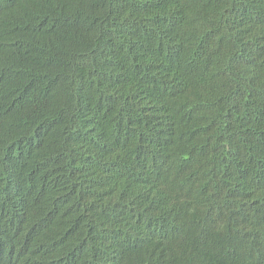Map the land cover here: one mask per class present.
Instances as JSON below:
<instances>
[{
	"label": "trees",
	"instance_id": "trees-1",
	"mask_svg": "<svg viewBox=\"0 0 264 264\" xmlns=\"http://www.w3.org/2000/svg\"><path fill=\"white\" fill-rule=\"evenodd\" d=\"M0 264H264V0H0Z\"/></svg>",
	"mask_w": 264,
	"mask_h": 264
}]
</instances>
